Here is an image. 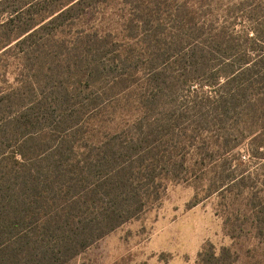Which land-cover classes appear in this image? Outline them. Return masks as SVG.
<instances>
[{
  "label": "trees",
  "instance_id": "16d2710c",
  "mask_svg": "<svg viewBox=\"0 0 264 264\" xmlns=\"http://www.w3.org/2000/svg\"><path fill=\"white\" fill-rule=\"evenodd\" d=\"M117 1L0 0V264H69L243 144L208 194L264 170V0Z\"/></svg>",
  "mask_w": 264,
  "mask_h": 264
},
{
  "label": "rangeland",
  "instance_id": "374dc122",
  "mask_svg": "<svg viewBox=\"0 0 264 264\" xmlns=\"http://www.w3.org/2000/svg\"><path fill=\"white\" fill-rule=\"evenodd\" d=\"M243 1L249 10L252 0ZM118 4L111 0L104 9L111 13ZM249 131H244L245 135H250ZM247 149L243 144L236 151V168L228 167L227 172L220 167L222 160H209L204 161V168L193 169L197 175L189 180L168 182L161 199L139 218L125 223L69 264H200L205 254L219 255L223 249L230 251L231 261L235 260L232 264H264V238L251 228L256 208L246 200L253 194L264 197V170L255 171L253 179L246 181L254 186L245 187L244 194L234 181L225 191L208 194V184L219 182L230 171L236 169L239 179L245 175L240 169L254 161ZM197 159L191 156L189 161Z\"/></svg>",
  "mask_w": 264,
  "mask_h": 264
}]
</instances>
